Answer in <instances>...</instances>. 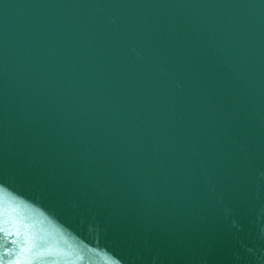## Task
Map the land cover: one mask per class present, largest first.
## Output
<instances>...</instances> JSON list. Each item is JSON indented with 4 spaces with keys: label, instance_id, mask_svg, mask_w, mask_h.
<instances>
[{
    "label": "water",
    "instance_id": "95a60500",
    "mask_svg": "<svg viewBox=\"0 0 264 264\" xmlns=\"http://www.w3.org/2000/svg\"><path fill=\"white\" fill-rule=\"evenodd\" d=\"M0 264H264V0H0Z\"/></svg>",
    "mask_w": 264,
    "mask_h": 264
}]
</instances>
